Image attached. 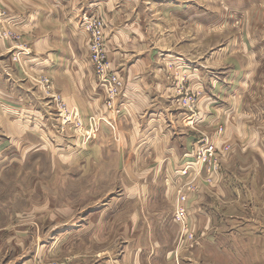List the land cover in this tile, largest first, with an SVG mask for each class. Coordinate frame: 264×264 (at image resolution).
Listing matches in <instances>:
<instances>
[{
	"label": "crops",
	"instance_id": "obj_1",
	"mask_svg": "<svg viewBox=\"0 0 264 264\" xmlns=\"http://www.w3.org/2000/svg\"><path fill=\"white\" fill-rule=\"evenodd\" d=\"M210 2L208 9V0H0V23L17 27L23 39L21 45L0 39V147L33 139L58 149L74 144L77 156L89 161L118 150L123 166L145 165L154 181L163 176V198L172 202L178 170L187 164L192 173L197 169L198 140L213 138L218 151L227 144L233 157L219 158L210 176L204 170L203 185L187 195L191 227L208 228L199 254L205 249L212 257L209 244L217 250L226 238L232 247L224 246V256L216 252L217 260L262 264L264 221L250 214L264 206V0ZM224 9L235 20V37L227 50L214 52L220 62L191 55L195 44L223 38ZM91 15L105 21L110 65L125 83L121 113L106 106L90 61L80 23ZM14 51L22 67L11 61ZM223 54L234 57L224 63ZM227 64L233 65L226 75L221 69ZM39 76L50 77L52 90L76 111L85 126L80 136L74 129L62 132L52 100L32 80ZM188 95L195 109L181 105ZM220 123L227 126L222 133L216 131ZM84 135L92 138L89 144L82 143ZM136 184L128 196H150L146 186L137 195L142 184ZM177 238L178 232L174 245Z\"/></svg>",
	"mask_w": 264,
	"mask_h": 264
},
{
	"label": "rangeland",
	"instance_id": "obj_2",
	"mask_svg": "<svg viewBox=\"0 0 264 264\" xmlns=\"http://www.w3.org/2000/svg\"><path fill=\"white\" fill-rule=\"evenodd\" d=\"M210 1L208 9L213 8ZM225 2L235 4V0ZM217 12L219 17L220 6ZM223 15L228 19L224 23L223 38L209 39L207 44L201 46L195 44V47L189 48L191 55L202 56V60L207 57L212 62L216 61L213 57L215 51L228 49V43L235 37V20L230 17L229 10L224 9ZM212 21H215V15ZM80 25L83 27V22ZM0 26L19 33L21 38L16 44L23 41L17 27L7 22L0 23ZM259 27L262 28L263 23H259ZM12 54L11 61L22 67L19 55L15 51ZM222 57V61L227 63L234 55L223 54ZM90 61L92 63L91 56ZM232 65L223 66L221 72L227 75L229 71L226 68ZM42 77L32 80L36 84L39 82L40 87ZM42 92L56 107L62 129L60 106L51 96V92H56H47L43 86ZM194 100L193 95H188L181 105L193 109ZM187 122L194 123L190 119ZM225 127L226 124L220 123L216 131L222 133ZM84 128L83 124V131ZM68 130L72 129L65 130L63 126L62 132ZM74 130L78 132L77 136L82 133V130ZM84 137L82 143L89 144L92 138L88 135ZM203 137L214 141L209 136ZM3 138L0 133V140ZM33 141L34 144L18 141L0 147V264H235L215 257L216 252L224 256L225 247H232L231 240L221 238L222 246L219 245L218 251L209 244L207 248L214 253L211 257V251H208L207 257L205 249L199 254L203 249L199 244L201 235L208 228L198 232L189 222V232L182 236L183 226L176 220L175 211L178 200L183 194L189 195L191 190L188 184H183L187 176L180 175V170L174 184L177 192L170 202L163 198L166 184L163 176L154 181L145 165L123 166L122 153L118 150L109 151L108 156L104 153L107 156L104 159L89 161L77 156L74 144L66 149H58L56 144L45 145L35 139ZM218 154L221 159H228L233 157L235 151L226 144ZM205 174L207 177L206 170ZM142 177L147 181H143ZM136 183L142 184L137 195H141L146 186L150 196L145 199L128 196L129 186ZM203 183V179L196 181L194 188ZM258 210L262 213L256 212L250 216L264 221V206L258 207ZM190 233L193 238H190ZM171 250V257L168 258L167 252ZM137 254L140 262L136 261Z\"/></svg>",
	"mask_w": 264,
	"mask_h": 264
},
{
	"label": "built area",
	"instance_id": "obj_3",
	"mask_svg": "<svg viewBox=\"0 0 264 264\" xmlns=\"http://www.w3.org/2000/svg\"><path fill=\"white\" fill-rule=\"evenodd\" d=\"M83 28L89 35V51L94 68V73L99 81V83L106 90V101L105 104L109 109L115 110L121 113L118 105L120 97L123 94L124 80L122 77L112 69L109 58H108V48L107 40L105 35V21L97 16L91 15L83 21ZM0 37L5 40H10L15 43L21 38L19 33H16L12 28H6L0 26ZM43 88L47 92L52 90V81L48 76L42 77L41 82ZM51 96L55 98L58 102L59 115L63 119V126L66 129H77L82 130L83 123L76 115L73 109L64 103L61 95L51 92ZM218 148L214 141H210L208 137H203L197 147L195 148V161L197 169L192 173L191 164L180 169V173L183 177V184H188L189 190H194V183L199 181L203 175L204 170L208 172L207 176H210L212 171L218 168V160L220 155L218 154ZM210 181V177L208 178ZM182 184V185H183ZM182 194V193H181ZM180 194V197H181ZM176 220L183 226L182 236L188 234V225L190 222L189 208L187 206V194H183L181 199L178 200V206H176L175 211ZM190 238H193V234H189Z\"/></svg>",
	"mask_w": 264,
	"mask_h": 264
}]
</instances>
